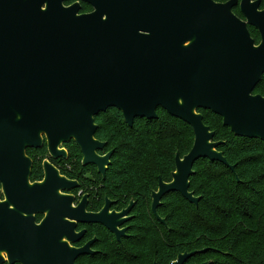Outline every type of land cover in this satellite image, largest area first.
<instances>
[{"label":"water","instance_id":"1","mask_svg":"<svg viewBox=\"0 0 264 264\" xmlns=\"http://www.w3.org/2000/svg\"><path fill=\"white\" fill-rule=\"evenodd\" d=\"M0 0V264H75L88 253L72 250L75 224L99 222L118 236L117 220L128 214L87 215L73 210L59 190L75 184L45 162V181L30 185L27 149L47 142L52 157L67 156L60 146L72 140L84 165L105 175L113 152L98 155L95 117L114 108L133 127L156 120L159 108L192 127L194 144L176 155L169 184L160 181L153 212L169 193L197 205L190 178L200 159L229 166L201 109L223 119L237 137L264 143V97L254 90L264 76V10L261 1L242 0L246 21L233 8L238 0ZM81 3L93 8L81 14ZM248 25L259 30L255 44ZM1 199V193H0ZM10 205L14 209L10 208ZM49 211L41 227L34 214ZM205 252V250L200 251ZM200 252L180 254L186 264ZM203 264H211L206 262Z\"/></svg>","mask_w":264,"mask_h":264},{"label":"trees","instance_id":"2","mask_svg":"<svg viewBox=\"0 0 264 264\" xmlns=\"http://www.w3.org/2000/svg\"><path fill=\"white\" fill-rule=\"evenodd\" d=\"M198 112L215 133L214 141L222 142L218 151L235 170L217 161H197L190 192L200 201L195 205L171 194L159 209L166 224L151 213V193L157 190L159 178L173 181L176 155L183 158L193 147L192 127L162 108L157 111L158 119H137L133 127L114 108L95 117V138L106 142L104 152L114 151L104 184L112 192L137 201L140 228L121 247L120 264H170L180 254L203 250L186 264H264V143L235 136L211 111ZM66 146L70 163L85 168L77 145ZM40 151L44 153L46 147ZM88 169L102 177L95 169ZM40 172V168L34 171L32 179H38Z\"/></svg>","mask_w":264,"mask_h":264},{"label":"flooded vegetation","instance_id":"3","mask_svg":"<svg viewBox=\"0 0 264 264\" xmlns=\"http://www.w3.org/2000/svg\"><path fill=\"white\" fill-rule=\"evenodd\" d=\"M73 3H75V0L67 2L66 5L70 6ZM83 5L84 3H81L82 8ZM238 6L233 8V12L234 9H236ZM261 7H262V1H261ZM263 79L264 76L261 82L254 90L253 93L254 95L258 87L263 83ZM71 143L76 144L75 141L72 140L71 142L60 146V150H65L67 156L65 157L63 156L59 158H54L51 156L46 141L44 142L42 148L39 149L30 148L26 150L27 153L26 156L30 158L32 161V169H31V175L29 181L30 185L44 183L46 176L44 164L45 162H47L52 164L58 170L62 178L66 179L68 182L75 184V186L71 189L59 190L60 196L68 197L72 199L71 208L73 210H78L81 208L82 205H84L85 213L87 215H93V216H101L106 208H109V211L107 213V215L109 216L121 215L122 213L128 210L129 212L127 215L117 220V223L119 224L116 226V230L119 233L124 232V234L121 236H118L117 233L111 231L108 227H106L104 224L99 222H78L76 220H71L69 218L65 219V221H68L69 223L76 225L74 233L75 235L79 236V238L76 242H71L66 237H64L63 243L68 244L69 248H71L72 250H83L86 249L87 246L89 247L88 248L89 252L78 256V258L75 260V264H120V262L122 261L121 250H120L121 247L124 246V242L127 238L136 236L137 231L140 228L139 218L138 215L135 213L137 201L135 198L131 197L127 199L126 197L120 195L118 192H112L110 189H108L104 184V180L106 179V173L112 162L107 168L105 175H103L102 173L99 172L97 166L92 164L84 165L83 155L77 144L76 145L79 148L82 156L81 165L85 168L78 167L77 165L73 166L70 163L71 162L70 155L68 148L66 146ZM102 143L106 144V142H102ZM45 147H46V151L44 153H41L40 150ZM105 148L103 150L97 151L99 156L105 157L109 152L114 153L113 150L104 152ZM101 152L104 154H102ZM36 162H40L41 165L37 166ZM90 167L95 169V171L102 177L98 178L94 176L91 172H88L89 170L88 168ZM39 168L41 171L39 173L40 177L38 179H32L33 172L39 170ZM160 181L166 184L170 183V182L169 183L164 182L161 178H159L157 190L152 191L151 193L150 209H151V213L153 214L156 220H158L162 224H166V219L162 218L159 215V209L164 204V201L173 193H169L161 199L160 206L157 208V215H156L153 212V202H154L153 194L159 191ZM0 187L2 188L0 190L1 203L8 202L1 183H0ZM10 208L14 209L12 205H10ZM33 216L35 218L36 226L41 227L43 223L47 220L49 216V211H46L44 213L41 212L36 213ZM1 255L5 260L4 264H10L7 254L3 252L1 253ZM91 258L96 260H90ZM15 264H22V263L16 262ZM154 264H157V262H154Z\"/></svg>","mask_w":264,"mask_h":264},{"label":"rangeland","instance_id":"4","mask_svg":"<svg viewBox=\"0 0 264 264\" xmlns=\"http://www.w3.org/2000/svg\"><path fill=\"white\" fill-rule=\"evenodd\" d=\"M228 1H226V2H228ZM238 1H239V6L236 9H234V13H235V15L239 16V18L241 20L246 21V18H245L244 14L241 11V2H242V0H238ZM261 1H262L261 10H264V0H261ZM226 2H223V3H226ZM81 12H82V14H90V13L93 12V9L91 7H88L87 6V7L84 8V10L82 8V11ZM248 29H249V31L251 33L252 38L256 42V44L259 45L262 42V38H261V35H260L259 30L256 29L255 27H252V26H248ZM255 95H260V96H263L264 97V81H263L262 85L260 86L259 90H257L255 92ZM26 155H27V153H26ZM1 189L2 188L0 187V190Z\"/></svg>","mask_w":264,"mask_h":264}]
</instances>
